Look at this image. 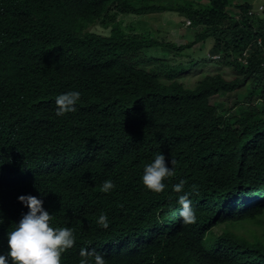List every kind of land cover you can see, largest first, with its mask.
I'll return each instance as SVG.
<instances>
[{"label":"trees","instance_id":"trees-1","mask_svg":"<svg viewBox=\"0 0 264 264\" xmlns=\"http://www.w3.org/2000/svg\"><path fill=\"white\" fill-rule=\"evenodd\" d=\"M254 1L0 0V254L25 192L43 200L53 227L73 230L61 264H79L81 248L107 264H264V234L232 231L264 218V10L252 14ZM157 12L188 20L193 41L131 35L117 21ZM207 42L237 76L206 74L185 88L175 77L198 61L168 66L166 56ZM73 90L77 110L57 117L55 97ZM233 93L247 106L228 115L214 100ZM160 152L175 171L153 193L141 176ZM108 179L116 188L101 193ZM181 180L184 191L197 186L191 224L180 223L172 189Z\"/></svg>","mask_w":264,"mask_h":264},{"label":"clouds","instance_id":"clouds-1","mask_svg":"<svg viewBox=\"0 0 264 264\" xmlns=\"http://www.w3.org/2000/svg\"><path fill=\"white\" fill-rule=\"evenodd\" d=\"M263 10V8L261 10L256 8L250 12L258 15ZM187 22L189 21L187 20L185 24L190 26V22L189 24ZM215 58L218 57L215 56ZM175 81L179 82V80ZM80 100L81 93L79 91L73 90L58 94L55 97V115L63 117L68 113L75 112L76 105ZM175 164V160L166 163V158L161 152L156 154L154 159L143 168L141 182L145 189L153 193L164 192L167 187L165 181L174 175ZM115 188L114 182L108 179L99 186V191L108 194ZM172 189L175 193L180 194L177 200L180 205V223H194L196 212L192 207L190 195L195 193L197 186L192 185L190 192L184 191L185 182L181 180L172 185ZM15 204L22 207L24 209L22 212L25 213L19 222L6 232L7 252L0 254V264H61L62 254L73 248L75 244L73 230L69 227H53L51 224L52 215L43 207V200L36 196L25 195V192L18 194L15 197ZM97 223L105 229L108 228L107 214L101 213ZM79 256V264H107L104 256L95 249L81 248Z\"/></svg>","mask_w":264,"mask_h":264},{"label":"rangeland","instance_id":"rangeland-1","mask_svg":"<svg viewBox=\"0 0 264 264\" xmlns=\"http://www.w3.org/2000/svg\"><path fill=\"white\" fill-rule=\"evenodd\" d=\"M158 3L162 4H179V0H156ZM194 3L208 5L209 0H189ZM234 5L243 4L247 0H230ZM253 9L263 8L264 9V0H255L252 4ZM234 9H227L226 13H233ZM261 15V14H260ZM117 21L121 23L124 31H128L131 35L140 34L143 37H151L152 35H157L156 38L161 41H170L173 43H177L179 45H186L187 43L193 41L194 33L193 30H185L188 27L185 24L187 20L183 17H180L174 12H157L149 15L142 16H132V15H119ZM90 31L102 35L108 36L109 29L105 28L101 25H95L90 28ZM143 34V35H142ZM212 43L207 42L204 46H200V44L195 45L191 49L184 50L181 53V57L174 56H166V60L168 61V66H187L190 63L198 64L192 67V71H184L178 76L175 77V80H179V82L185 88H191L193 84L202 78V75L206 74H222V76L226 80H232L237 76L232 70V68L226 65L222 61V55H213L211 53ZM159 51L151 52V56H160ZM217 56L218 58H215ZM215 61V62H213ZM154 62L148 64V67L154 66ZM161 68V67H160ZM159 68V69H160ZM160 79L163 82H169L168 79L164 75L160 76ZM243 99L242 96L233 94H220L214 101L220 102L224 105L225 111L228 112V115H237L239 107H236V103L245 102L244 107H246L247 103ZM259 107L264 109V102H259ZM259 222H263V224L258 223L260 226H256L249 223H241L232 227V231L236 233L242 234H250L255 232L256 234H264V218L260 219ZM225 226H221L219 228H215L213 230V235L217 236L221 232L224 231Z\"/></svg>","mask_w":264,"mask_h":264},{"label":"built area","instance_id":"built-area-1","mask_svg":"<svg viewBox=\"0 0 264 264\" xmlns=\"http://www.w3.org/2000/svg\"><path fill=\"white\" fill-rule=\"evenodd\" d=\"M262 8H260V10H261ZM187 24H189V22H187Z\"/></svg>","mask_w":264,"mask_h":264}]
</instances>
